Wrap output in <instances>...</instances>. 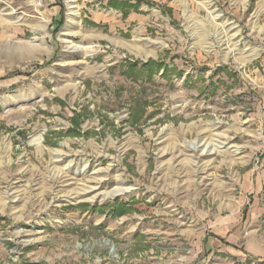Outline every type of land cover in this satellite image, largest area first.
<instances>
[{
	"label": "rangeland",
	"instance_id": "rangeland-1",
	"mask_svg": "<svg viewBox=\"0 0 264 264\" xmlns=\"http://www.w3.org/2000/svg\"><path fill=\"white\" fill-rule=\"evenodd\" d=\"M109 1L0 0V264H264V0Z\"/></svg>",
	"mask_w": 264,
	"mask_h": 264
},
{
	"label": "crops",
	"instance_id": "crops-1",
	"mask_svg": "<svg viewBox=\"0 0 264 264\" xmlns=\"http://www.w3.org/2000/svg\"><path fill=\"white\" fill-rule=\"evenodd\" d=\"M224 237H227V239H225ZM233 238L234 237L230 236V235L229 236L217 235V237L216 236L213 237V236L208 235V238L206 239V245H209V247L213 248L214 251L216 250L218 252H221V255H223V254L225 255V259L230 260L227 263H220V264H234V262L237 260V258L239 256V253L241 254V252L238 251L239 249L235 250L234 248H231L230 245L226 244V242L236 243L235 239H233ZM257 252L261 255H264V248H259ZM231 259L233 261H231Z\"/></svg>",
	"mask_w": 264,
	"mask_h": 264
},
{
	"label": "trees",
	"instance_id": "trees-1",
	"mask_svg": "<svg viewBox=\"0 0 264 264\" xmlns=\"http://www.w3.org/2000/svg\"><path fill=\"white\" fill-rule=\"evenodd\" d=\"M109 4L112 5V6H118V5L121 4L123 6V5H127V2L126 1H122V2L119 3L118 0H110L109 1ZM59 23L61 24L62 23V20H60ZM60 24L57 25L56 30L59 29V27L61 26ZM156 64H157L156 61L149 60L148 62H145L143 64V68H145V70L147 71V73L151 74V68L154 67ZM136 70H137V66L130 64L128 66V69L126 71H127V74H129V75L132 76L133 75V72H135ZM123 210H125V209H123Z\"/></svg>",
	"mask_w": 264,
	"mask_h": 264
},
{
	"label": "bare ground",
	"instance_id": "bare-ground-1",
	"mask_svg": "<svg viewBox=\"0 0 264 264\" xmlns=\"http://www.w3.org/2000/svg\"><path fill=\"white\" fill-rule=\"evenodd\" d=\"M72 2H74L75 0H71ZM72 7H75V6H72ZM211 145V144H210ZM211 147V146H210ZM92 188V187H91ZM85 190V189H84ZM121 190H123V189H121ZM120 190V191H121ZM111 192V191H110ZM119 192V189H117V190H114V191H112V195H115V194H117ZM122 192V191H121ZM120 194V193H119ZM108 196V195H107ZM94 197V196H93ZM109 197V196H108ZM92 200H95V199H92Z\"/></svg>",
	"mask_w": 264,
	"mask_h": 264
}]
</instances>
